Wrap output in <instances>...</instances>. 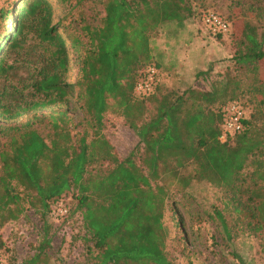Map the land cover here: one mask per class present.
<instances>
[{"label":"trees","instance_id":"trees-1","mask_svg":"<svg viewBox=\"0 0 264 264\" xmlns=\"http://www.w3.org/2000/svg\"><path fill=\"white\" fill-rule=\"evenodd\" d=\"M191 1L105 0L99 25L78 30H60L47 0H21L12 22V10H0V76L9 79L0 88V119L26 117L0 126V134L12 133L0 148V230L27 209L44 218L50 203L71 192L82 214L83 241L97 251L94 264H176L165 251L169 186L176 182L184 191L193 180H205L238 201L240 173L264 139L246 115L240 131L219 141L225 107L213 106L234 97V89L226 94L229 83L222 79L220 88L209 91L154 96L157 81L149 96L134 93L146 69L158 66L150 46L161 37L160 28L196 17ZM211 8L207 11H218ZM231 42L236 49L228 60L252 76V93L264 111V41L243 19ZM70 62L77 68L73 83L67 81ZM237 82L232 83L237 87ZM75 89L90 133L73 130L68 106ZM146 99L155 104L148 117ZM110 111L119 112L143 144L141 167L133 153L119 160L105 137L104 116ZM42 116L51 128L49 142L34 127ZM189 166L193 173H183ZM253 185L246 199L255 204L248 225L257 232L264 229V187Z\"/></svg>","mask_w":264,"mask_h":264},{"label":"rangeland","instance_id":"rangeland-1","mask_svg":"<svg viewBox=\"0 0 264 264\" xmlns=\"http://www.w3.org/2000/svg\"><path fill=\"white\" fill-rule=\"evenodd\" d=\"M20 1L0 0V10L8 7L12 10L9 15L11 22L16 19ZM47 1L52 7L53 22L59 21L60 30H78L85 24L99 25L104 15L105 0H83L80 3L76 0ZM191 4L192 8L195 7L193 13L196 17L187 23L206 30L205 39L209 41L207 47L216 49L226 43L230 48L229 53L227 51L224 55L222 52L215 62L208 65V68L219 66L220 69L206 74L207 90L203 91H209L212 86L220 88L219 81H227L229 88L226 89V94L229 95L234 89V97L229 99V95L224 102L214 104V110L225 107L233 100L239 102L245 110L247 120H251L250 128L262 133L264 139V111L258 107L252 93V76L244 70H238L228 60V55L236 49L231 42L232 37L240 34L243 19L256 27L258 35L264 41V0H192ZM210 7L216 8L218 11L211 9L220 13L230 24L229 33L222 39L212 34L213 32L210 33L202 18H199V14L207 12ZM11 22L5 24L6 29L11 27ZM13 56L8 57L9 63ZM76 79L77 68L70 62L67 81L73 83ZM8 80L0 76V88ZM233 81H238L237 87ZM167 91L181 94L159 84L154 96ZM77 93L78 89H75L73 96L69 98L68 115L74 131L82 133L87 130L90 133L88 116ZM145 101L148 117L154 112L155 104L148 102V99ZM25 118L8 121L0 119V126L15 125ZM34 127L49 142L51 128L44 116ZM103 133L119 160L133 153V160L138 166H142L143 144L139 143L137 135L119 112L110 111L105 114ZM11 134H0V148L7 143ZM182 172L193 173V167L184 168ZM262 173L264 147L259 153L249 157L246 167L240 173V190L236 193L238 201H233L232 193L216 183L195 179L186 190L178 191L176 182H173L165 198L167 207L163 219L168 235L165 248L167 256L176 264H264V229L257 232L250 230L248 224L252 221L255 204L246 200L254 183L264 187V180H260ZM84 234L82 214L76 209V201L70 192L50 203L44 218H40L32 209H27L19 219L1 228L0 241L8 255V261L11 258L14 264H94L97 251L88 250L87 243L83 241Z\"/></svg>","mask_w":264,"mask_h":264},{"label":"crops","instance_id":"crops-1","mask_svg":"<svg viewBox=\"0 0 264 264\" xmlns=\"http://www.w3.org/2000/svg\"><path fill=\"white\" fill-rule=\"evenodd\" d=\"M205 31L201 26L186 22H174L160 28L161 37L150 46L151 57L158 65L160 85L178 93L188 88L207 90L206 74L220 69L215 66L212 70L208 65L215 62L222 52L224 55L227 51L229 53L230 48L226 43L216 49L207 47L209 41L205 39ZM209 69L211 71L206 72Z\"/></svg>","mask_w":264,"mask_h":264},{"label":"built area","instance_id":"built-area-1","mask_svg":"<svg viewBox=\"0 0 264 264\" xmlns=\"http://www.w3.org/2000/svg\"><path fill=\"white\" fill-rule=\"evenodd\" d=\"M203 24L213 33L226 36L230 31L229 22L214 11H207L202 14ZM159 79L158 69L154 65H150L144 76L138 80L134 86V93L139 96H149L154 93L155 86ZM223 122L221 125V133L218 136L220 142H225L228 136L240 131L243 126V120L246 113L242 105L233 101L223 108ZM0 264H6V258L0 249Z\"/></svg>","mask_w":264,"mask_h":264}]
</instances>
